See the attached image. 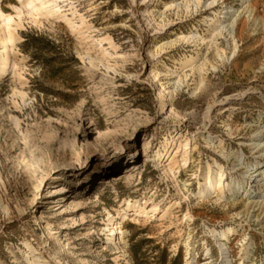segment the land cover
Listing matches in <instances>:
<instances>
[{
  "label": "rangeland",
  "instance_id": "obj_1",
  "mask_svg": "<svg viewBox=\"0 0 264 264\" xmlns=\"http://www.w3.org/2000/svg\"><path fill=\"white\" fill-rule=\"evenodd\" d=\"M58 2L19 21L0 0L19 24L0 76V264H264V0ZM207 164L223 200L194 195Z\"/></svg>",
  "mask_w": 264,
  "mask_h": 264
},
{
  "label": "bare ground",
  "instance_id": "obj_2",
  "mask_svg": "<svg viewBox=\"0 0 264 264\" xmlns=\"http://www.w3.org/2000/svg\"><path fill=\"white\" fill-rule=\"evenodd\" d=\"M18 1L21 4V7L16 6V5H14L12 7L14 8V10L16 12V16H17L19 21L21 20V14L24 11L33 18H36L37 16H41L44 14L55 13V12L60 11L58 0H18ZM219 1L220 0H186L187 4L193 3L195 8H197V6L200 5L202 2L204 4H206L207 7L213 8V7L218 5ZM175 5L176 4H174V6ZM171 6L173 7V4H168L167 7H171ZM187 7H189V6L187 5ZM18 25L19 24L15 20V18L10 14H5L2 11V8L0 7V45H1L0 46V49H1L0 50V76L7 69H9L10 67H12L14 65L11 62V59L9 56V50L11 47L14 46V44L16 43V41L19 38L18 33H17V26ZM212 31H213L212 33L215 35L226 34L223 32L228 31L230 36H231L233 34V26H232V24L231 25H219L218 24V25L213 26ZM195 36H196V34L191 35V36H183L182 39L188 40V39L194 38ZM175 42L176 41H173L171 43V45H173ZM88 59H89V62L91 64H94L93 58L88 57ZM194 62H195V59H193V61H191L188 65H190ZM186 145L187 144H185V146ZM162 157H163V155L161 154V152L156 151L154 156H153V160L157 161L159 163L160 159ZM186 161H187V159L183 158V162L186 163ZM163 173L165 174V176H168L166 170H164ZM228 185H229V183H226L225 179L223 178L222 167L218 166L216 170H213L211 165L207 164L204 168V174L202 176V181H199L198 190L194 195L197 198H203V197H207V196L209 197L210 195L213 194V197H215V200L219 201L224 197V187L228 186ZM183 196L186 197V195H183ZM126 204H127V208L133 207L134 210L138 214L142 213V212L144 214H148L146 207H144L140 203L132 204L130 201H127ZM157 209H158L157 204H155L151 207L150 212H156ZM120 218H121V220H119L115 224L112 223V225H114V227L109 229V231L111 233L109 234L108 241H115V239H116L115 236L117 234L123 233L124 225L122 222L125 219V214H122V215L120 214ZM109 221H110V219H109ZM232 232H233V229L231 227H229L219 235L220 236L219 238H221V240L228 239L229 234H231ZM218 245L220 246L221 250L227 249L226 244L222 241H220ZM31 264H40L38 256L33 255ZM239 264H244V261L239 262Z\"/></svg>",
  "mask_w": 264,
  "mask_h": 264
}]
</instances>
